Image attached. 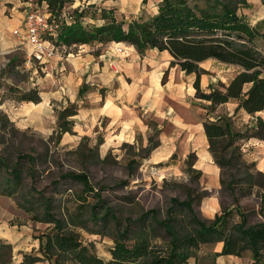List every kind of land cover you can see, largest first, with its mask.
Masks as SVG:
<instances>
[{
    "label": "trees",
    "instance_id": "1",
    "mask_svg": "<svg viewBox=\"0 0 264 264\" xmlns=\"http://www.w3.org/2000/svg\"><path fill=\"white\" fill-rule=\"evenodd\" d=\"M24 1L33 9L47 14L51 31L44 33V37L55 46L70 48L80 44L103 46L112 42H124L134 46L140 54L152 48L165 50L172 57L170 66L177 65L186 73H195L193 83L195 97L203 102L202 107L206 109V114L213 112L221 104L235 101L236 107L232 115L205 117L203 121L209 151L220 169L228 161L223 155L227 148L232 147L233 157L239 158L240 141L249 138L264 140V121L261 116L256 117L254 125L246 126L244 129L235 128L233 122V117L239 110L252 115L257 112L264 113V53L257 45L258 40L264 42V18L255 25L246 20L238 7L247 6V0H159L155 13L148 16L140 13L131 19L118 17L113 8L97 6L89 0H81L77 5H73L76 0ZM261 1L264 5V0ZM147 2L148 0H141L142 5ZM86 16L91 17V23H87ZM12 58L9 59L8 65L14 62ZM208 58L235 65L238 70L227 83L217 81L208 86V92H204L200 88L199 79L201 74L207 71L201 68L199 63ZM166 74L167 71L164 72L163 81ZM87 88L83 84L79 88V96ZM5 91L15 93L17 101L34 103L40 101L36 89L18 90L12 85H6ZM76 113V104L61 107L56 130L58 135L72 132L73 120L70 117ZM0 118L7 122V117L2 113ZM101 142L102 138L97 140L95 148ZM157 144L158 141H153L150 136L147 151ZM174 156L173 154L172 157ZM25 158L34 164L33 155L18 156L19 160ZM194 160V153H190L185 160L186 168L199 176V171L192 168ZM0 166L8 171L3 176L2 188L5 192L12 193L20 182L21 170L16 166L10 167L2 157ZM59 176L63 179H73L82 185L79 196L81 203L78 208L86 207L82 206L86 203L88 214L83 219L81 227L86 228L90 220L100 221L104 225L112 220L116 231L111 236L113 241L111 259L104 261L90 247L83 246L73 232H62L61 228L66 224L64 217H56L51 213L52 201L49 197H43L41 202L44 206V216L47 222L53 223V226L52 231L43 232L37 237L39 251L49 264H185L191 257L197 259L196 252L201 244L217 242H223V247L220 252L212 251V255L215 256L213 261L218 255L240 256L243 250L248 249L251 252L252 264H264V195L260 207L263 221L252 225L247 224L246 213L239 205V197L232 184L228 186L233 195L232 208H235L239 216L236 223L230 221L231 208L221 210L211 220L200 218L192 206L194 197L190 192H187V197L183 200L176 197L170 199L171 206L164 219L156 218L155 209L141 213L138 216L139 221L145 222L150 217L152 221L162 225L170 235L165 250L159 252L152 249L147 234L137 233L132 237L129 235L128 223L114 214L113 207L108 205L101 195L102 187L92 185L85 173L66 171L61 172ZM249 176L264 177V174L255 170ZM249 184L248 188L252 190L256 182L249 181ZM88 197H91V201ZM176 206L187 212V224L190 227L185 231L176 226L177 217L174 213ZM130 238L133 239V243H128L127 240ZM11 258L12 245L0 239V264H8ZM39 259L25 254L22 264H31Z\"/></svg>",
    "mask_w": 264,
    "mask_h": 264
},
{
    "label": "rangeland",
    "instance_id": "2",
    "mask_svg": "<svg viewBox=\"0 0 264 264\" xmlns=\"http://www.w3.org/2000/svg\"><path fill=\"white\" fill-rule=\"evenodd\" d=\"M89 1H94L101 7L105 3L104 8H113L118 17L125 19H131L140 13L148 16L156 10L153 0H148L145 5L141 4V0ZM80 2L81 0H76L73 5ZM12 5L11 2L0 0V113L7 117V122L4 118H0V157L4 158L10 167H19L21 178L12 193L5 192L2 181L8 171L0 166V220L15 225L18 232H24L25 243L30 245L35 241L38 242L39 247L37 235L52 231L53 223L46 221L41 202L43 197H49L52 201L51 213L56 217H64L66 221L61 228L62 232H73L83 246L90 247L104 261L110 260V251L113 247L111 236L116 231L113 221L110 220L104 225L100 221L90 220L86 228L81 227L83 219L88 214L86 203L82 205L86 207L78 208L81 203L79 196L82 185L73 179H63L59 176L61 172L66 171L83 172L92 185L102 187L101 195L106 199L107 204L113 207L114 214L128 223L129 235L132 237L137 233L147 234L152 249L163 252L168 245L170 235L162 225L155 223L150 217L142 222L138 220V216L147 210L155 209L156 218L164 219L171 206L170 199L176 197L178 200H183L187 197V192H190L194 197L192 206L196 214L202 218L197 208L206 191L200 186L199 176L186 168V159L177 160V156L171 158L172 167L170 165L151 167L144 162L149 154L148 148L136 150L135 146L123 142L115 147L108 146L103 131L95 134L91 132L77 134L72 129V132L58 135L56 133L58 112L61 109L59 106L62 105L51 98V110L47 112L42 108V105H45L43 100L47 95H54L56 91L61 92L63 98L69 99L65 95L70 93L60 80L62 76L60 72L54 70L47 73L43 65L31 58L29 44L13 32L16 28L23 32L24 27L14 25ZM238 8L240 10L243 7ZM22 9L24 7L20 8L19 12H23ZM244 9L246 12L249 11V8ZM90 18L86 16L87 23H91ZM26 45L29 46V50ZM257 45L264 53V42L258 40ZM76 48L75 46L59 47L57 52L63 57L67 52L75 53ZM10 58L14 59V62L8 65ZM204 65L212 72L224 68L222 64L212 61L209 64L205 62ZM6 85H12L18 90L36 89L40 101L37 103L17 101L15 93L5 91ZM199 101L198 99L197 102ZM233 122L235 128L244 129L241 119L235 118ZM155 124L153 122L151 126H156ZM158 134V128L150 132L153 141H157ZM100 138L103 141L95 148ZM66 139L69 140L65 142ZM239 143L241 151L239 158L233 157L232 147L227 148L223 153L228 161L220 169L222 210L231 208V223L239 221L235 208H232L233 195L228 186L232 184L237 191L239 205L246 213L247 224L252 225L263 221L260 207L264 195V177L253 178L249 175L255 170L264 174L261 163L263 155H256V161L246 157L243 141ZM223 144L224 142L221 143ZM19 154L33 155L34 164L26 158L19 160ZM249 181L256 182L252 190L248 188ZM88 200L91 201V197H88ZM174 211L177 228L187 230L190 225L187 224L186 210L176 206ZM127 241L133 243L132 238ZM214 247L215 243L201 244L196 252L197 259L191 257L185 264H194V261L196 264H217L215 259L213 261ZM36 252L42 261L48 262L38 250ZM36 252L31 250L30 254L34 255ZM68 262L70 263V260ZM220 263L252 264L253 262L251 252L245 249L240 256H229Z\"/></svg>",
    "mask_w": 264,
    "mask_h": 264
},
{
    "label": "crops",
    "instance_id": "3",
    "mask_svg": "<svg viewBox=\"0 0 264 264\" xmlns=\"http://www.w3.org/2000/svg\"><path fill=\"white\" fill-rule=\"evenodd\" d=\"M158 1L153 0V4L157 5ZM5 2L13 3L11 7L14 25L25 28L24 17L30 8L29 4L24 0ZM23 7V12H19ZM155 8L153 13L157 11V6ZM244 8H249V11L246 12ZM240 12L251 25H255L264 18V5L261 0H247V6L241 8ZM114 46L125 47L127 51L116 52ZM75 47V53L67 52L63 57L56 51L50 59L34 60L43 65L47 73L54 70L60 72V80L70 93L65 95L69 99L63 98L59 91L54 95H47L42 108L47 112L51 110V98L57 100L61 107L75 103L77 113L71 116L73 131L77 134H95L103 131L107 145L112 147L123 142L135 146L136 150L148 148L150 132L158 128V144L149 151L144 162L151 167H172L173 154L177 156V160L183 161L190 153H194L192 168L199 171L200 186L207 193L200 199L197 209L202 218L213 219L223 207L221 174L209 151L203 121L205 117L223 113L232 115L236 102H226L206 114V109L202 107L203 102L198 103L195 97V73H186L177 65L170 66L172 57L165 50L152 48L140 54L134 46L124 42H112L103 46L80 44ZM26 48L29 50V46ZM97 50L98 53H95ZM211 61L222 64L224 68L212 72L204 65L205 62L209 64ZM199 66L207 71L201 74L199 79L200 88L204 92H208V86L217 81L227 83L238 70L235 65L211 58L201 61ZM165 71L167 74L163 81ZM83 84L88 87L87 92L79 96V88ZM257 116H261L264 121V113L257 112L252 115L243 110H239L233 119H241V124L246 127L254 125ZM152 121L156 126H151ZM242 145L246 157L256 161V155H263L261 163L264 168V140L249 138L244 140ZM23 234L24 232H18L15 225L0 220V239L12 245V258L8 264H22L25 254L31 255V250L39 251L38 242L33 241L28 245L29 243L23 240ZM222 247L223 243L217 242L212 251L220 252ZM35 255L39 257L37 252L32 256ZM229 256L234 257L230 254L218 255L215 262L221 264L220 262H224ZM31 264L49 262L40 258Z\"/></svg>",
    "mask_w": 264,
    "mask_h": 264
},
{
    "label": "built area",
    "instance_id": "4",
    "mask_svg": "<svg viewBox=\"0 0 264 264\" xmlns=\"http://www.w3.org/2000/svg\"><path fill=\"white\" fill-rule=\"evenodd\" d=\"M24 31L14 29V33L20 35L30 46V56L35 61L50 59L57 51L58 46L52 44L44 33L51 31L47 21V14L43 11L33 9L31 6L24 17ZM61 48H65L61 46ZM114 51L125 52L127 48L114 46Z\"/></svg>",
    "mask_w": 264,
    "mask_h": 264
}]
</instances>
